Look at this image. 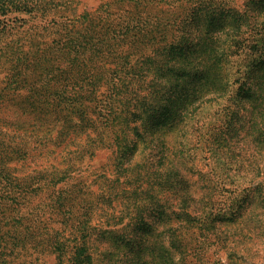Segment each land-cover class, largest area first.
<instances>
[{"label": "rangeland", "instance_id": "obj_1", "mask_svg": "<svg viewBox=\"0 0 264 264\" xmlns=\"http://www.w3.org/2000/svg\"><path fill=\"white\" fill-rule=\"evenodd\" d=\"M203 1L0 0V264H264V4ZM198 34L244 40L227 91L150 121L162 47Z\"/></svg>", "mask_w": 264, "mask_h": 264}, {"label": "trees", "instance_id": "obj_2", "mask_svg": "<svg viewBox=\"0 0 264 264\" xmlns=\"http://www.w3.org/2000/svg\"><path fill=\"white\" fill-rule=\"evenodd\" d=\"M212 0H205L202 4L208 2L207 8L210 12H216L215 8L218 7L216 3H212ZM264 4V0H260ZM199 3L198 5H200ZM226 12L232 13L230 20L237 23L241 20L240 14L234 12V9L230 8ZM244 17V16H243ZM196 40H174L175 43L165 44L162 49L165 55L161 57L159 62L161 70V78L164 79V83L167 84L166 94L174 97V102L171 104L172 108L165 107L163 110L157 106L156 109L149 108V106L144 108V113H149L148 117L150 121L153 119L160 120L161 117L169 118L174 116L175 126L180 125L189 111L196 109L195 102L198 101V97L206 93L205 89L213 91L214 95L225 94L226 87L222 90L220 88H215V81L220 74V70L223 66L228 52L238 53L246 46L244 45V40H229L227 47L224 44L219 43V40H199L195 36ZM198 39V40H197ZM124 73L123 70L121 71ZM257 81L255 83L249 82L246 88H243L242 93L244 97H248L252 101L259 100L264 97V58H260L256 65ZM171 79V81L169 80ZM259 79V80H258ZM206 81H209L208 84ZM119 82V79L116 81ZM202 82V83H201ZM207 85V86H206ZM191 107V108H190ZM139 111V108H137ZM264 115V110L262 112ZM157 117V118H156ZM149 121V119H148ZM146 123H148L146 121ZM171 124L170 126H172ZM174 241L177 239V235H173ZM176 244V243H175ZM170 245L166 247L163 245L161 247L162 253L160 254V262L158 264H178L174 261V250L179 249L177 245ZM180 246V245H179ZM173 250V252H171ZM140 252L134 250L135 262L139 261L136 258Z\"/></svg>", "mask_w": 264, "mask_h": 264}]
</instances>
